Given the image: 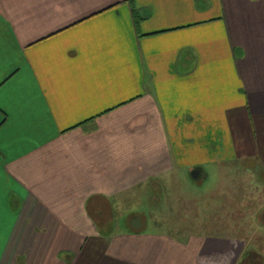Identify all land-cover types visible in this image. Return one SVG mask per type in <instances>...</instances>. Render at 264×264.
Masks as SVG:
<instances>
[{"label":"crops","instance_id":"crops-1","mask_svg":"<svg viewBox=\"0 0 264 264\" xmlns=\"http://www.w3.org/2000/svg\"><path fill=\"white\" fill-rule=\"evenodd\" d=\"M257 147L264 0H0V264H202L142 228L221 226L171 186Z\"/></svg>","mask_w":264,"mask_h":264},{"label":"rangeland","instance_id":"rangeland-1","mask_svg":"<svg viewBox=\"0 0 264 264\" xmlns=\"http://www.w3.org/2000/svg\"><path fill=\"white\" fill-rule=\"evenodd\" d=\"M254 149L264 153V147ZM261 159L262 161L259 158L247 157L219 164L207 162L201 164L206 172L205 177L194 180L179 175L177 182L171 186L174 190L177 187L176 191H172V195L183 193L192 202V206L197 204L199 210L203 211L204 224L207 223V212L212 210L221 226L210 228L205 224L203 227H196L194 220H188L181 227L169 226L168 224L177 222L174 220L162 225L152 224L142 229L161 232L172 230L183 235L201 231L202 234L212 233L211 235L222 237L224 244L220 248L218 246L217 251L205 256L202 264H237L241 252L247 246L264 260V155ZM169 198L173 207L169 204ZM173 198L177 197H167V207L170 210L165 213L175 215L173 208L176 202ZM186 213L182 212L181 215ZM197 217H200L199 214ZM249 263L253 264L252 261Z\"/></svg>","mask_w":264,"mask_h":264},{"label":"trees","instance_id":"trees-1","mask_svg":"<svg viewBox=\"0 0 264 264\" xmlns=\"http://www.w3.org/2000/svg\"><path fill=\"white\" fill-rule=\"evenodd\" d=\"M210 228H215V226H210ZM240 255V260H238L237 264H250V261H252L253 264H264V260L260 258L255 251H252L250 246H247Z\"/></svg>","mask_w":264,"mask_h":264}]
</instances>
